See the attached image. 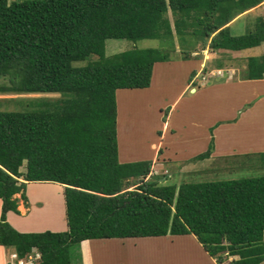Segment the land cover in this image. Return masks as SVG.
<instances>
[{"label": "trees", "instance_id": "trees-1", "mask_svg": "<svg viewBox=\"0 0 264 264\" xmlns=\"http://www.w3.org/2000/svg\"><path fill=\"white\" fill-rule=\"evenodd\" d=\"M262 2L0 0V92L59 93L0 109V244L20 258L36 248L35 264H73L70 246L80 253L89 239L192 234L218 263L237 256L229 264H261L264 172L161 183L159 174L145 179L152 160H118L116 90L148 87L155 63L171 51L134 46L106 55V40L173 39L190 29L201 49L239 51L264 42V16L241 34L229 23ZM242 76L264 77V52L247 57ZM213 149L211 136L192 159ZM255 154L263 164L264 151ZM132 179L138 184L123 188ZM30 181L63 186L66 230L20 232L7 221L8 211L19 213L20 198L27 204Z\"/></svg>", "mask_w": 264, "mask_h": 264}, {"label": "rangeland", "instance_id": "rangeland-1", "mask_svg": "<svg viewBox=\"0 0 264 264\" xmlns=\"http://www.w3.org/2000/svg\"><path fill=\"white\" fill-rule=\"evenodd\" d=\"M257 11L258 9L239 19L234 27L232 26V33L241 34L252 29ZM189 30L183 34H174L173 39L166 34L160 39L109 38L106 40V55L134 46L137 48L166 47L171 51L166 61L156 63L148 87L116 90L117 113L122 123H120V129H122L120 139L123 137L120 155L131 153L129 157L132 159H151L147 157L151 156L153 149L148 146V143L159 138V133L162 131L161 119L168 112L167 108L171 106V101L181 94L173 105L176 110L172 114L171 126L175 129V133H168V136L164 138L165 145L160 153L163 165L165 163L167 165V171L160 170L156 173L162 176L160 182L173 183L174 181L179 184L182 180L202 181L216 180L219 177L237 178L259 175L264 172V163L260 164L256 161L253 154L264 148V78L245 79L242 72L246 67L248 56L260 55L264 52V42L240 52H233L235 55L232 51L211 50L207 46L202 50L201 38L192 37ZM186 53L191 54L190 59L184 57ZM198 56L200 60L203 59L205 70L202 76L199 74L196 76L195 86L200 89L193 94L194 92L188 87L184 91L183 88L189 83L190 70L199 63ZM217 63L222 65V69H217ZM211 68H213L212 71L209 70ZM1 80L2 78L0 82ZM191 81L190 85H193L195 79L192 84ZM58 96L57 92H0V108L20 109L25 100L33 98L49 100ZM205 130L212 137H216L214 149L216 152H223L228 147L235 151L246 147L249 149L254 147V149L251 152H239L243 155L237 154L235 157L215 155L212 159L191 161L192 156H188L192 154L194 156L201 151L199 141ZM193 137L196 139L194 143ZM249 145L253 147H248ZM182 157L186 158L174 159ZM19 170L25 172V164H22ZM18 178L23 180L22 176ZM47 183L49 185L44 187L45 190L49 195L57 196L54 198L55 206L48 208L52 213H57L61 210L59 193L63 190V186L59 183ZM51 183L56 184V187ZM137 184L134 179L125 180L123 188L132 189ZM15 196H20V193ZM42 201L39 203H44V200ZM118 240L92 239L87 243L82 241L81 254L76 251V245H71V261L73 264H78L81 255L79 264H229L230 260L237 258V256H229L223 263H218L207 254L192 234H167L153 238ZM262 242L264 245V234ZM9 253L6 252L7 255ZM261 264H264V261Z\"/></svg>", "mask_w": 264, "mask_h": 264}, {"label": "crops", "instance_id": "crops-1", "mask_svg": "<svg viewBox=\"0 0 264 264\" xmlns=\"http://www.w3.org/2000/svg\"><path fill=\"white\" fill-rule=\"evenodd\" d=\"M257 9H258V11L255 12V15L256 16H264V2H262L259 5H256L252 8L238 14L236 17H234V19L231 20L229 23L230 27H232V26L234 27V24L237 21H239V19H241L242 17H246L247 15L251 14L252 11H255ZM240 51L241 50L232 51V53L233 52H240ZM227 52H230V51L228 50ZM197 58H199V56ZM200 59L201 58H199L197 60L199 63L197 62L198 64H195L194 68H192L190 70V76H189L190 80L188 79L189 83H187L184 86L183 91L186 89V87H188V89H191V91L194 92L193 94H196L198 92V90L200 89V88L198 89L197 86L190 85V81L192 80V78H195L194 85H196V83H197L196 82V80H197L196 76H198V74L200 76H202V73H203L202 69L204 67H203V59L202 60H200ZM155 67H156V63L154 65V68ZM217 69H222V68H217ZM209 70L212 71L213 68H211ZM210 71H208V72H210ZM152 75H153V73H152ZM249 80H258V79H249ZM180 95H177L176 98H174L171 101V106L167 108L168 112L161 119L162 131L159 133V138L148 143V146H150V148L153 149L152 154H150L151 156L147 157V158H151L150 160H152V169L150 171V174L158 173V172H160V170H162L164 172L167 171V169H166L167 165H166V163L163 165L164 162H162V156L160 155V153L162 151V147L165 145L164 144V138H166L168 136V133H171V134L175 133V129L171 126V124H172L171 118H172L173 112L176 110V108L173 107V105L177 102ZM120 123H121V119L118 118V113H117L118 160L120 162L134 161V160H136V158L132 159V157L131 158L129 157L132 155L131 153H124V155H120V144L122 143V140H123V137L120 139V137H121L120 131L122 130V129H120V126H121ZM193 138H194V141H193V143H194V142H196V139H195V137H193ZM210 138H211V134L207 130H205L203 137L199 141L200 142L199 145L201 148L200 149L201 151H199V153L203 152L207 148V144H208ZM215 141H216V137L214 136V149H215ZM232 147H235V146H232ZM248 147H253V146L249 145ZM214 149H213L210 157L205 158L204 160L212 159L215 155H218L217 157H235L237 154L243 155L239 152H243V153L251 152V151H253L254 147H253V149H249L246 147L245 149L236 150V151L233 150L231 147H228V149L223 151V152H216ZM261 150L264 151V148H262ZM240 155H238V156H240ZM194 156L192 154V155H189L188 157L194 158ZM128 157H129V159H128ZM185 158L186 157L174 158V159H185ZM138 160H136V161H138ZM140 160H146V159L141 158ZM192 160L194 161V159H191V161ZM157 164H160V165L158 166ZM163 168H165V170ZM26 185H27L26 193H27V198H28L27 204L25 205L22 198H20L18 201L19 213H15L13 211H8L6 213L7 221L16 230H18L20 232H40V231H45V230H51V231H64V230H66L67 229V223H66V216H65V203H64V197L62 194V190L59 193L60 199H61V204L59 206L61 207V210L57 213H52L48 207L55 206V199L54 198H56L57 196H54L51 194L49 195V193L45 190L44 187H46V185H49V183L46 184V182L30 181V182H27ZM51 185L56 187V184L51 183ZM57 187H59V186H57ZM19 197L20 196H18V198ZM42 200H44V203L40 204L39 202ZM23 208H24V210H22ZM0 214H1V199H0ZM143 238H148V237H143ZM89 240H92V239H89ZM109 240L119 241L118 239H109ZM128 246L133 247V245H131V244L130 245L128 244ZM6 252H10V253L7 255ZM13 253H16L15 249L13 247H8V246L0 244V264H8V262L12 258Z\"/></svg>", "mask_w": 264, "mask_h": 264}, {"label": "built area", "instance_id": "built-area-1", "mask_svg": "<svg viewBox=\"0 0 264 264\" xmlns=\"http://www.w3.org/2000/svg\"><path fill=\"white\" fill-rule=\"evenodd\" d=\"M34 253H35V256L32 255L33 253H29L24 258H20V257H18L17 253H13L12 258L8 262V264H35L34 260H35V258L39 257V254L35 250H34Z\"/></svg>", "mask_w": 264, "mask_h": 264}, {"label": "clouds", "instance_id": "clouds-1", "mask_svg": "<svg viewBox=\"0 0 264 264\" xmlns=\"http://www.w3.org/2000/svg\"><path fill=\"white\" fill-rule=\"evenodd\" d=\"M202 50H203V49H202ZM203 67H204V65H203ZM218 70H219V69H218ZM203 71H204V70L202 69V72H203ZM208 71H209V70H208ZM194 79H195V78H192L191 84H192V82H193ZM189 80H190V78H189ZM196 81H197V80H196ZM194 82H195V81H194ZM194 82H193V86H195V85H194ZM149 175H150V173H149L148 176H146V177H149ZM154 175H156V173H154ZM145 179H148V178H145ZM34 250H35L36 252H38L36 248H35Z\"/></svg>", "mask_w": 264, "mask_h": 264}, {"label": "bare ground", "instance_id": "bare-ground-1", "mask_svg": "<svg viewBox=\"0 0 264 264\" xmlns=\"http://www.w3.org/2000/svg\"><path fill=\"white\" fill-rule=\"evenodd\" d=\"M120 99L122 100V98L120 97ZM121 134V133H120ZM138 244V243H137ZM140 244V243H139ZM141 245V244H140ZM142 246V245H141ZM140 250V249H139ZM37 258H35V260H36ZM35 260H34V262H35Z\"/></svg>", "mask_w": 264, "mask_h": 264}]
</instances>
